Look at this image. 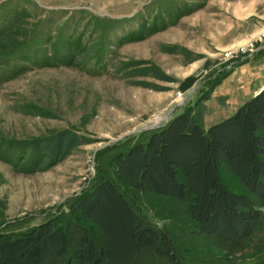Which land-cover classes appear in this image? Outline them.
I'll return each mask as SVG.
<instances>
[{"label":"rangeland","instance_id":"374dc122","mask_svg":"<svg viewBox=\"0 0 264 264\" xmlns=\"http://www.w3.org/2000/svg\"><path fill=\"white\" fill-rule=\"evenodd\" d=\"M263 43L264 0H0V233L74 217V202L108 176L183 263L264 264V200L253 233L231 245L197 233L191 196L135 190L112 162L203 97L215 106L222 92L232 110ZM68 134L75 146L47 154ZM220 173L248 193L230 166Z\"/></svg>","mask_w":264,"mask_h":264},{"label":"trees","instance_id":"16d2710c","mask_svg":"<svg viewBox=\"0 0 264 264\" xmlns=\"http://www.w3.org/2000/svg\"><path fill=\"white\" fill-rule=\"evenodd\" d=\"M206 99L118 152L112 162L135 190L177 200L191 196L197 233L237 245L262 218L255 198L264 200V88L208 128ZM76 144L68 134L46 151L61 154ZM223 165L231 167L248 193L225 185ZM72 209L75 216L62 223L49 219L24 232L0 233V264H140L146 257L185 264L170 234L152 224L111 177L99 178ZM82 220L97 228L98 237Z\"/></svg>","mask_w":264,"mask_h":264},{"label":"crops","instance_id":"0c3cea01","mask_svg":"<svg viewBox=\"0 0 264 264\" xmlns=\"http://www.w3.org/2000/svg\"><path fill=\"white\" fill-rule=\"evenodd\" d=\"M243 70L246 72V75L242 78L243 80H240L241 86H239L240 90L236 98L239 103L232 110H229L230 106H228V100H225V96H222L225 94L222 92L215 96L218 100L220 99L222 101L221 104L217 102L215 106H211L208 102L204 101V104L207 106V111L204 114V124L206 128L233 114L239 105L255 96L264 88V56L246 64ZM240 95L242 97L241 99L239 97ZM224 112H227V114L221 116L220 114Z\"/></svg>","mask_w":264,"mask_h":264},{"label":"built area","instance_id":"2783aa9c","mask_svg":"<svg viewBox=\"0 0 264 264\" xmlns=\"http://www.w3.org/2000/svg\"><path fill=\"white\" fill-rule=\"evenodd\" d=\"M263 48H264V43H263Z\"/></svg>","mask_w":264,"mask_h":264}]
</instances>
